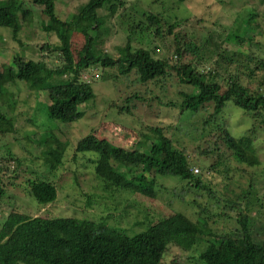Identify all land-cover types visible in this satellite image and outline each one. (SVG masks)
<instances>
[{"label": "trees", "instance_id": "16d2710c", "mask_svg": "<svg viewBox=\"0 0 264 264\" xmlns=\"http://www.w3.org/2000/svg\"><path fill=\"white\" fill-rule=\"evenodd\" d=\"M57 1L30 0L32 6L28 7L24 0H0V29L9 30L15 41H18L21 22L30 19L33 7L38 8L47 19L41 21L42 31L55 35L59 40V44L52 49L44 45L40 50L53 54L56 52L55 55L59 54L62 61L58 67L50 68L43 59H24L21 54L2 60L0 137L3 138V144L0 145V179L1 174H17V169L8 172L11 162L28 163L23 172L31 175L32 171L35 174L32 169L39 162V159H35L36 147H28L25 142L28 131L19 122L25 116L16 111L17 101L12 95L14 92H9L10 88L18 89V85H21L33 99H37L38 94L46 93L48 102L36 105L33 110L44 114L49 124H57V131L80 120L84 116L80 107L94 100L91 83L81 77L83 73L92 71L93 67L105 72L116 69L122 76L130 72L136 74V83L140 86L136 87L133 98H139V88L147 87L150 82H163L175 74L180 85L192 88L189 93L180 94L181 102L163 103L165 107L178 110L179 121L187 122L200 109L206 110L207 105H212V113L202 122L201 131L192 126L193 122H189L196 138L182 124V140L177 135L175 138L168 137L161 129L154 128L151 129L152 136L144 135V140L130 150L88 135L77 142L75 151L80 154L93 153L94 172L103 183L116 184L121 189L129 188L153 202L169 189L160 184L158 178L173 179L176 184L170 189V196L183 204L184 208L189 207L191 215L186 209L175 210L169 204L166 205L170 210L163 206L150 207L144 210L146 215L142 223L136 225L144 224L143 227L136 233L129 230L130 233L134 232L130 234L125 230L107 227L101 222L76 218H30L17 213L12 207L1 223L0 264H163L164 256L172 246L179 247L183 252H192L201 242L204 248L198 253L197 264H264V225L257 221V217L264 214V176L253 178L249 172L256 165V158L248 145L254 141L252 135L255 132L264 130V95L258 90L250 93L254 91L242 85V75L254 77L250 69L239 72L237 77H234L236 74L231 77L230 74L227 77L222 74L218 82L214 79L217 63L208 73H202L198 65V61L201 64L207 61L203 54L200 55L207 45L215 47L211 51L226 61L230 60V64L235 60L236 53L221 55V52L216 53L217 49L223 42L244 44L251 41V36L246 39L243 37L244 34L255 33L251 26L243 30L244 33L237 31L244 18L255 24L257 29L264 27V22L259 24L256 21L258 13L255 7H244V2L238 0V10H242L244 15L240 20L233 21L235 24L227 30L224 41H218L219 33L214 37L209 32L199 47L192 41L180 42L179 38L185 37L176 32L173 36L175 48L171 53L176 59L171 65L168 59L154 58L148 49H133L128 37L125 45L117 49V57L98 48V41L102 43L100 30L103 29L106 34L109 23L112 24L118 16L124 0H88L78 8L74 21L60 19L56 13ZM132 10L131 7L128 12ZM143 15L147 23L145 30L153 26L157 35H162L164 31L170 34L174 27L181 28L185 22H174L165 27L166 22H162L160 17L152 13ZM201 22V19H197L196 25ZM137 23L141 24L140 19ZM75 24L82 26L84 36V45L78 51L76 61L68 43L69 33L73 32ZM139 25L132 23L131 29ZM93 31L96 33L90 35ZM261 33L262 30L258 34ZM1 52L2 55H8L3 49L0 55ZM188 55L198 58V63H183L182 60ZM262 66L264 68V59ZM159 88L162 87L159 85ZM145 92L150 94V89L146 88ZM129 100L127 98L125 103ZM120 110L127 111L128 108L122 106ZM231 110H240L247 117L256 119L248 135L236 139L230 132L224 117ZM187 113H190L189 118ZM27 120L24 118V121ZM202 131L203 134H200ZM216 132H220L219 136L211 137ZM45 134L49 141L43 140L39 147L42 149L46 143L48 149L40 154L48 164L60 165L61 155L54 146L58 140L51 130L50 133L42 132L41 136ZM8 135L14 136L15 146L7 143L5 136ZM32 136L29 133L28 138ZM185 138L189 140L184 141ZM190 140L195 141V145L189 148ZM228 161L233 162L231 166ZM247 169V172L244 171ZM150 173L153 176L146 177ZM242 173L247 176V180L241 177ZM40 177L28 180L27 192L38 206H43L55 201L57 192L51 182ZM231 185L236 189L231 188ZM2 193L0 188V195ZM12 199L15 201L16 197ZM218 222L224 225L220 233L213 227ZM201 226H207L208 235L203 233Z\"/></svg>", "mask_w": 264, "mask_h": 264}, {"label": "rangeland", "instance_id": "374dc122", "mask_svg": "<svg viewBox=\"0 0 264 264\" xmlns=\"http://www.w3.org/2000/svg\"><path fill=\"white\" fill-rule=\"evenodd\" d=\"M24 1L28 7L32 6L30 0ZM87 1L58 0L56 2V13L62 20L74 21V15L76 16L78 8ZM124 1L125 3L123 7H120L118 16L114 18V22L112 24L109 23L106 34L104 35L103 29L100 30L102 43L98 41V48L108 52L113 57H117V49L125 45L128 37L133 49H148L154 58L168 59L171 65L176 59L171 54L175 48L173 36L176 32L180 35L183 34L185 37L184 39L180 37V42L189 43V41H192L200 47L203 39L207 37L209 32L214 37H216L215 34L219 33L217 35L220 38L218 41H224L223 39L227 34V30L233 28L235 24L233 21L240 20L244 15L241 9V11L238 10V0ZM242 1L244 2L242 4L244 7H255L258 13L256 21L259 24L264 22L262 20L264 18L263 0ZM131 7L133 10L128 12ZM30 13L32 14L30 19L21 22V28L17 35L18 41L12 39L9 30L0 29V50L3 49V51H6L5 54H8L2 55L1 52L0 65L2 64V60L6 59L7 56L10 59L15 54H21L24 59H32L35 61L43 59L50 68L58 67L62 62L59 54L55 55L56 52L54 54L51 52L46 53L40 50V48L41 46L49 45L50 49H52L59 44V40L55 35L46 34L42 31L41 21L47 19L40 13L38 8L33 7ZM144 13H152L160 17L162 22H166L165 27L174 24V22L178 24H182L183 21L185 22L181 25V28L174 27L170 34L164 31L162 35H157L154 32L155 28L153 26L149 30H145L147 23L143 15ZM139 19L141 22L140 25L137 23ZM197 19H201L205 25L202 22L200 25H196ZM132 23L139 26L131 29ZM239 25L241 27L237 30L239 33H244L243 30L250 26L255 29V33L246 36L245 34L243 35L244 39L251 36V41L244 44L239 42H223V45L221 43V47H219L220 50L217 49L218 51H215L218 54L221 52V55H230L232 52L234 54L236 53L235 60L231 64L229 63L230 60L226 61L225 58L214 54L211 50H215V47L212 48L209 45L205 49H202L200 53V55L203 54L207 58L206 62L201 64L198 58L193 55H188L182 62L193 64L199 62L198 65H200L199 67H201L200 71L202 73L212 71L215 67L214 63H217V72L214 79L218 82L222 74L225 77L229 74V77L236 74L234 77H237L239 72L241 73L243 70L248 71L250 69L254 72L253 76L255 78L242 75V85L247 90L254 91L250 93H255L258 90L264 95V68L262 66L264 59V27L257 29L255 24H251L245 18ZM205 28H209V30H205ZM81 29V25L75 24L73 26V32L69 33L68 43L71 47L74 61L78 59V51L84 45V36ZM261 30L262 33L258 34ZM187 31L192 34L190 35ZM231 31L234 33L235 30L232 29ZM95 33L93 31L90 35H94ZM232 33L231 35H233ZM81 77L91 83L95 98L80 107L84 111V116L80 120L67 125L65 128L61 127L57 131L56 128L59 127L57 124H49L44 114L38 113L35 109L33 110V107L36 105L48 102L46 93L38 94L37 99H33L21 85H18V89L15 87L10 88L9 92H14L12 95H14L16 98L14 99L17 101L16 111L28 119L24 121V118H21L19 122L24 125L25 131H28V136L29 133L33 135L30 138L27 136L25 142H27L28 147H36L35 159H39V162L37 161V164L34 165L32 170L35 171V174L32 171V175L23 172L28 166V163L26 164L24 161H17L14 164L11 162L8 172L17 169V174L16 172L9 175L1 174L0 188L3 190V193L0 195V229L3 224V219L9 214L8 209L12 210V207L17 213L30 218L38 216L48 218H76L97 223L101 222L107 227H114L117 230H125L129 233L130 231L136 233L138 229L143 227L144 224L141 226L136 225L142 223L146 215L144 210L150 207L158 208L163 206L168 209L169 207L166 204H169L175 210L186 209L187 213L191 215L190 211H188L191 210L189 207L184 208L183 204H180L170 196V189L175 187L176 184L173 179L169 177L158 178L159 183L169 189L165 193L158 195L155 202H153L149 198L132 192L129 188L121 189L119 185L103 183L94 172L93 153H76L75 147L77 142L82 138L88 135H94L97 139L106 140L113 146L130 150L136 147L138 142L144 140V135L152 136L151 129L154 128L161 129L168 137L172 136L175 138L177 135L182 140L183 133L180 132L182 124L191 131L192 127L189 125V122H193L194 125L192 126H196L201 131L202 122L212 113V105H207L206 110L200 109L187 122L179 121L178 110L165 107L163 103L168 101L175 103L181 102L182 97L180 94L185 92L189 93L192 91V88L186 85H180L175 74H172L169 79L163 82H150L147 87L139 88V98L132 97L136 87L140 86L137 85V75L133 72L122 76L116 69L106 70L105 72L99 67H93L92 71L83 73ZM156 83L159 84L156 85ZM159 85L162 88H159ZM146 88L150 89V94L145 92ZM127 98H130V100L125 103ZM122 106H126L128 110H120ZM227 113L224 117L225 123L236 139L248 135L252 130L253 123H256V119L250 116L247 117L240 110H231ZM5 114L10 115V113ZM189 114L187 113L188 118ZM50 130L52 135L58 140L54 146L61 155L60 165L48 164L46 159L40 154L46 151L47 147L45 143L41 149L39 143L43 140L45 142L47 140L49 141L47 134L43 137L41 134L42 132L50 133ZM263 131L259 130L255 132L252 135L254 141L248 143L251 147L250 152L256 158V165L252 170H249L253 178H261L264 176ZM219 133L216 132L211 137L219 136ZM200 134H203V131ZM191 135L193 138L197 136L192 131ZM16 136L19 137L17 134ZM5 137L7 143H12L13 146L16 145L14 136L8 135ZM188 140L186 138L184 139V141ZM194 142L190 140L188 143L189 148ZM2 144L3 138L0 137V145ZM15 150L20 153L18 149L15 148ZM22 156H24L23 153ZM21 159L23 158L21 157ZM227 163L231 166L233 162L228 161ZM113 165L115 167L117 166L116 163H113ZM196 169L199 170L197 167ZM244 171L247 172L248 169ZM240 175L243 179L245 178L247 180V176L244 173ZM37 176H41L40 178L48 180L54 185L57 194L56 200L52 203L38 206L33 197L27 192L29 190L28 180H35ZM152 176V173L146 174L148 178ZM231 188L236 189L233 185H231ZM13 196L16 197L15 201L12 199ZM158 211L160 212V210ZM257 221L261 225H264V214L260 218L257 217ZM213 227L217 233H220L224 225L222 222H218ZM201 228L203 233L208 235L209 230L207 226L206 228L201 226ZM202 239H205V237ZM203 248V242L199 244L196 251L193 250L192 252H183L179 247L172 246L166 252L163 264H197L196 258L198 257L199 251Z\"/></svg>", "mask_w": 264, "mask_h": 264}]
</instances>
